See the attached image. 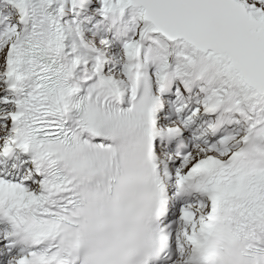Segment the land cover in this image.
<instances>
[{
    "label": "snow or ice",
    "instance_id": "obj_1",
    "mask_svg": "<svg viewBox=\"0 0 264 264\" xmlns=\"http://www.w3.org/2000/svg\"><path fill=\"white\" fill-rule=\"evenodd\" d=\"M0 264H264V0H0Z\"/></svg>",
    "mask_w": 264,
    "mask_h": 264
}]
</instances>
